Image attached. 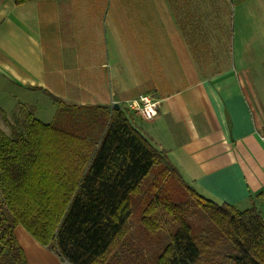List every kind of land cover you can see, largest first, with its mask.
Segmentation results:
<instances>
[{
    "label": "crops",
    "instance_id": "obj_1",
    "mask_svg": "<svg viewBox=\"0 0 264 264\" xmlns=\"http://www.w3.org/2000/svg\"><path fill=\"white\" fill-rule=\"evenodd\" d=\"M46 92L127 108L189 185L264 219V0H0V128L21 106L53 118ZM141 94L150 119L127 107ZM14 233L29 264H71Z\"/></svg>",
    "mask_w": 264,
    "mask_h": 264
},
{
    "label": "trees",
    "instance_id": "obj_2",
    "mask_svg": "<svg viewBox=\"0 0 264 264\" xmlns=\"http://www.w3.org/2000/svg\"><path fill=\"white\" fill-rule=\"evenodd\" d=\"M46 93L50 122L21 106L23 132L0 128V264H29L16 225L71 264H264L254 206L199 193L127 108Z\"/></svg>",
    "mask_w": 264,
    "mask_h": 264
},
{
    "label": "built area",
    "instance_id": "obj_3",
    "mask_svg": "<svg viewBox=\"0 0 264 264\" xmlns=\"http://www.w3.org/2000/svg\"><path fill=\"white\" fill-rule=\"evenodd\" d=\"M157 103L150 94H141L128 102L127 107L134 110L140 117L150 119L157 113Z\"/></svg>",
    "mask_w": 264,
    "mask_h": 264
},
{
    "label": "rangeland",
    "instance_id": "obj_4",
    "mask_svg": "<svg viewBox=\"0 0 264 264\" xmlns=\"http://www.w3.org/2000/svg\"><path fill=\"white\" fill-rule=\"evenodd\" d=\"M44 106L45 105L41 104L39 106V108L37 109L35 115H36V117H38L39 119H41L44 122H50L53 119L51 117V112L49 114L50 108L47 107V106L44 108ZM12 126H13V130H15L17 132H23V129H24V121L22 120L18 124L12 125ZM9 134H11V133H9ZM147 179H150V174H149V176H147ZM59 263L62 264L61 262H59ZM222 264H233V263L231 261H224Z\"/></svg>",
    "mask_w": 264,
    "mask_h": 264
},
{
    "label": "water",
    "instance_id": "obj_5",
    "mask_svg": "<svg viewBox=\"0 0 264 264\" xmlns=\"http://www.w3.org/2000/svg\"><path fill=\"white\" fill-rule=\"evenodd\" d=\"M114 107L119 108V105L117 103L114 104Z\"/></svg>",
    "mask_w": 264,
    "mask_h": 264
}]
</instances>
